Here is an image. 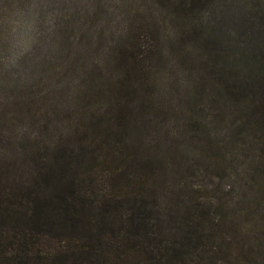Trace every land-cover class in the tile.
<instances>
[{
	"label": "trees",
	"instance_id": "obj_1",
	"mask_svg": "<svg viewBox=\"0 0 264 264\" xmlns=\"http://www.w3.org/2000/svg\"><path fill=\"white\" fill-rule=\"evenodd\" d=\"M80 1L86 7L77 13L84 22L95 15L88 4L98 0ZM132 1L138 7L136 13L119 15L115 21V28L123 33L130 29L132 16L144 12L140 14L150 21L143 28L150 31L154 27L148 35L157 36L156 48L162 51L174 49L175 40L190 43L202 54L209 45L226 44L230 48L228 67L221 70L233 81H216L210 75L214 83L211 95L239 98L245 92L254 94L252 104H234L233 112L243 115L239 113L247 114L252 105L259 106L262 113L256 124L264 134V0H237L239 10L248 6L249 12L246 18L236 19L237 29L230 40L218 34L222 27L216 26L214 18L205 19L195 10L202 7V12L218 14L224 0H181L180 7L174 0ZM41 3L44 7L47 1ZM181 7L187 11H181ZM86 27L80 32H86ZM81 36L70 42L71 53L67 52L66 63L62 60L61 66H67V72H77L83 88L94 75L100 79L117 70L116 82L128 81L127 94L133 96L118 100L114 110L107 107L100 113L99 109L92 112L84 125L79 119L63 127L55 137L60 141L43 147L45 141L35 145L25 141L11 148L6 175L0 180V264H264V255L255 247V242L259 246L260 237H264L262 199L252 204L249 200L245 210L241 209L235 192L237 178L228 175L232 183L226 190L223 180L227 175L221 171L208 182L188 181L194 171L184 169L182 162L189 149L179 165H170L165 158L183 149L182 136L176 135L173 145L163 146L167 151L162 162H157L162 157L155 153L169 129L155 122L159 114L162 120L167 108L149 106L146 94L155 71L147 67L149 70L132 81L133 64L145 59L123 60L112 47L98 55L99 50L107 48L103 43L93 51V66L82 58L90 50L85 49L81 55L75 52ZM145 47L149 53L154 49L153 45L151 50ZM193 91L202 92L201 87ZM172 105L174 111L178 104ZM99 122L106 123V129L115 130L112 133L116 135L126 133V137L120 144L108 143L90 153L89 143H81L80 133L88 132L87 139L89 134L101 135L86 127ZM149 123L155 135L152 144L146 143L139 132L141 125L147 127ZM259 158L256 154L236 164L238 171L247 175V182L256 184L252 187L256 195L264 187V159ZM215 177L221 179L220 185H216ZM227 191L228 200L223 198ZM250 212L260 218L254 241L241 223Z\"/></svg>",
	"mask_w": 264,
	"mask_h": 264
},
{
	"label": "rangeland",
	"instance_id": "obj_2",
	"mask_svg": "<svg viewBox=\"0 0 264 264\" xmlns=\"http://www.w3.org/2000/svg\"><path fill=\"white\" fill-rule=\"evenodd\" d=\"M41 1L0 0L1 181L6 175L5 169L10 162L9 151L14 145H22L25 141H28L29 145L45 141L41 147L51 144L59 140L55 137L68 124L80 119L84 125L92 112L99 109L100 113L107 107L114 110L118 100L130 99L133 96L131 92L127 94L130 87L128 81L120 84L116 82V75L120 73L117 70H113L115 74H101L100 79L97 78L98 74L94 75L88 87L83 88L84 85L79 82V74L75 71L67 72V66H61L62 60L66 63L64 58L67 57V52L71 53L70 42L82 35V41L75 47V52L81 55L85 49L90 50V54H84L82 58L93 66V51L99 43H103L107 48L99 50L98 55L112 47L119 51L123 60L145 59L133 64L132 81L149 70L147 67L155 71L153 84L147 87L146 94L149 106L161 105L164 109L167 108L168 111L165 110L162 114V120L159 114L155 117V122L160 124L161 128L169 129V133L165 131L162 147L155 153L162 157L158 158L157 162L164 159L167 149H162L163 146L167 143H170L168 146L173 145L176 135L182 136L183 149L179 154L174 153L165 158H168L170 165H179L184 151L189 149L186 159L182 162L184 169L194 171L188 181L208 182L214 174L221 171L227 175L223 180L227 190L232 183L228 175L233 174L238 180L235 192L240 198L241 209L245 210L249 200L252 204L262 199L264 204V187L261 193L256 195L253 189L256 184L247 182L244 171H238L236 168L238 162L243 163V160L254 158L256 154L260 155L259 159H264V134L256 124L262 109L252 105L247 114L236 115L233 112L234 104L245 107L254 102V94L250 92H245L239 98L211 95L214 83L210 80V75L214 76L216 81L232 80L228 74L222 75L221 70L224 68L226 71L231 55L226 44L209 45L202 54L190 43L182 44L175 40L174 49L166 48L162 51L160 47L156 48L157 36L148 35L154 27L150 31L143 28L150 21L148 17L140 14L144 12L132 16L130 29L123 33L115 28V21L119 15L136 13L138 7L132 0L92 1L88 7L95 15L91 18L88 16V20L84 22L77 13L86 7L80 0H46L44 7L40 5ZM182 2L174 0L179 7ZM221 3L223 8L220 10H223L218 14L207 10L208 14L202 12V7L195 10L199 13L198 16L205 19L214 18L216 26L222 27L218 34L222 33L225 40H230L232 31L237 29L236 19L246 18L249 10L247 6L244 11H240L237 7L240 2L237 0H224ZM120 7L125 10L121 11ZM180 10L187 11L185 7ZM179 22L183 24L182 20ZM85 27L88 30L80 32V29ZM195 38H191L192 41ZM143 45L149 50L153 45L154 49L150 53L146 52ZM155 50L158 52L153 54ZM205 63H208L207 69ZM203 73L207 76L204 77ZM194 87H201L202 92L195 93ZM148 93H154L153 97ZM136 97L139 99V96H134ZM172 102L178 104L174 111ZM179 111L182 113H178ZM149 114L152 116L154 112ZM86 127L98 130L97 133L101 134L97 137L89 134L87 139L88 132L80 133L81 143H89L90 153L99 151L108 143L120 144L126 137V133L116 135L112 133L115 130L106 129V123L99 122L98 125L92 126L87 124ZM139 132L144 135L146 143L154 142L155 135L150 123L147 127L145 124L141 125ZM91 175L95 177L93 171ZM214 180L216 185L222 182L216 177ZM223 194V198L228 200L230 191ZM241 223L248 229L247 234L254 241V228L257 229L260 224L259 216L252 212L247 213ZM260 240L259 246L257 241L255 242V247L264 255V237H260Z\"/></svg>",
	"mask_w": 264,
	"mask_h": 264
}]
</instances>
